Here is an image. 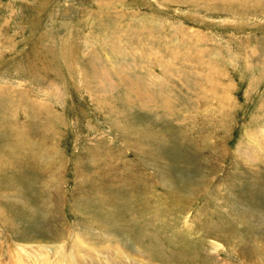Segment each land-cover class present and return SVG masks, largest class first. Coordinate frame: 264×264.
<instances>
[{"label":"rangeland","instance_id":"obj_1","mask_svg":"<svg viewBox=\"0 0 264 264\" xmlns=\"http://www.w3.org/2000/svg\"><path fill=\"white\" fill-rule=\"evenodd\" d=\"M8 242L50 264H264V0H0L16 264Z\"/></svg>","mask_w":264,"mask_h":264},{"label":"bare ground","instance_id":"obj_2","mask_svg":"<svg viewBox=\"0 0 264 264\" xmlns=\"http://www.w3.org/2000/svg\"><path fill=\"white\" fill-rule=\"evenodd\" d=\"M8 244L10 245V247H12L11 248L12 249V251H11V257L12 258H15L18 261V263H16V264H32V263L33 264H50V262L52 261L50 259L48 260V258H49L48 256H46V255L43 256V254H40V253H39L40 254L39 257H36L35 260H33L31 258L32 255H29L28 254V251H29L28 248L22 247L20 245H15L12 242L11 243L8 242ZM14 247L17 248V253L16 254H14V252H13L14 251ZM33 249H35L36 252H39L40 247H38V248H34L33 247ZM0 264H6V263L5 262L4 263H1L0 262Z\"/></svg>","mask_w":264,"mask_h":264}]
</instances>
